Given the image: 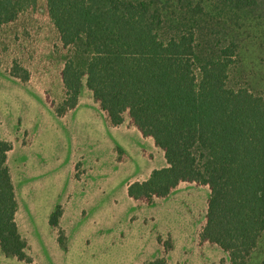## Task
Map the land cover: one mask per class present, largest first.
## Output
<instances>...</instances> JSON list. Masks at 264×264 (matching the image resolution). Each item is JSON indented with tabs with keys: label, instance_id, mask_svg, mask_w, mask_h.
<instances>
[{
	"label": "trees",
	"instance_id": "16d2710c",
	"mask_svg": "<svg viewBox=\"0 0 264 264\" xmlns=\"http://www.w3.org/2000/svg\"><path fill=\"white\" fill-rule=\"evenodd\" d=\"M34 0H0V27ZM264 0H46L63 47L65 99L76 108L85 81L113 127L131 124L161 149L167 168L134 183L128 197L150 203L180 183L209 189L201 241L230 264H249L264 235V98L228 86L237 44L215 29ZM0 141V250L31 263L15 223L17 204ZM59 213L50 219L57 226ZM144 264H167L165 257ZM259 264H264V249Z\"/></svg>",
	"mask_w": 264,
	"mask_h": 264
},
{
	"label": "rangeland",
	"instance_id": "374dc122",
	"mask_svg": "<svg viewBox=\"0 0 264 264\" xmlns=\"http://www.w3.org/2000/svg\"><path fill=\"white\" fill-rule=\"evenodd\" d=\"M215 23L237 44L228 86L264 98V3L247 17ZM73 52L61 44L46 0H34L0 27V134L11 146L8 165L29 188L25 206L64 214L55 237L45 214L39 209L30 214L32 264H140L170 250V264H199L201 255L213 254L229 261L217 246L203 251L196 243L207 186L184 183L170 196L145 204L128 197V187L146 180L159 160L150 142L128 124H108L85 81L77 107L59 115L65 99L62 71ZM194 215L189 224L180 220ZM43 229L46 242L39 235ZM263 249L264 235L249 264H259ZM0 264L27 263L3 256Z\"/></svg>",
	"mask_w": 264,
	"mask_h": 264
},
{
	"label": "crops",
	"instance_id": "0c3cea01",
	"mask_svg": "<svg viewBox=\"0 0 264 264\" xmlns=\"http://www.w3.org/2000/svg\"><path fill=\"white\" fill-rule=\"evenodd\" d=\"M77 107V106H76ZM101 109V108H100ZM101 112H102V114H104V116H105V118L107 119V121H108V124L111 126V127H113L111 124H110V121H109V119H108V117H107V115H106V113L105 112H103L102 110H100ZM70 112V111H69ZM124 123H126V124H128V127L132 130V132H135V131H137L138 133H139V137L140 138H143V140H147L148 142H150V145L152 146V148H153V152H154V155H155V157L159 160V163H158V166H154V167H151L150 169H149V171H150V174H149V176L151 175V173L153 172V171H156V170H161V169H164V168H167V163H166V160H165V157H164V153H163V151L161 150V149H159V148H157L156 146H155V144H154V141L151 139V138H145V137H143L142 136V134L131 124V121H130V119H129V117H128V119H126V117H124V121H123V123L122 124H124ZM121 124V125H122ZM118 127H120V126H118ZM118 127H113V128H118ZM5 135L6 134H2V137H5ZM7 136V135H6ZM0 141H3V142H6V140L5 139H2L1 138V134H0ZM6 143H8V142H6ZM9 144V143H8ZM11 152H12V150H10L8 153H7V161H6V165H7V167H8V170H9V175H10V179H11V182H12V185H13V188H14V193H15V200H16V204H17V211H16V214H15V223H16V226H17V230H18V234H19V236L21 237V239L22 240H24L26 243H27V245H28V242H29V240H30V238L32 237V233H33V231L30 229V226H29V222H28V220H29V218H30V214L31 213H33L34 211H36V209H39V211H41L43 214H45V216H44V218H43V220L47 223V226H48V228H49V232H50V234H51V236H54L55 237V235L56 234H58V231H57V229L60 227V225H61V222H62V220H63V213H62V211H61V209H59V212H60V215H59V217H58V221H57V226L56 227H53V226H51V224H50V219H51V217L53 216V214H51L52 212H51V209L48 207V206H35V205H33V207H32V205L31 206H29V207H27V206H25L24 204H23V202L22 201H24V199H25V197L27 196V194H28V191H29V188L27 187V186H25V185H23V186H21V182H20V178L17 176V175H15V176H13V174H12V172H11V169H10V167H9V165H8V157H9V155L11 154ZM149 176H148V178H149ZM147 178V179H148ZM146 179V180H147ZM146 180H144V181H146ZM144 181H142V182H144ZM181 184H184V183H180L175 189H173L172 190V192L171 193H173L174 191H176V190H179V189H182L180 186H181ZM185 184H188V185H191V184H193V183H185ZM198 190V189H197ZM209 190V189H208ZM204 193H203V197L200 199V205H202L203 203V208H202V210L200 211V216L198 217L199 218V222H198V226H197V234H198V239L196 240V243H197V245L199 246V247H201V249L204 251V250H211L212 249V247L211 246H216V245H213V244H210V243H208V242H203V241H201V233H202V231H203V229H204V227H205V224H206V214H207V207H208V198H209V196H208V198H207V195L209 194V192L208 191H203ZM171 193H170V195H171ZM169 195V196H170ZM168 197V196H167ZM194 197H197L196 196V194L194 195ZM166 198V197H165ZM156 199H163V198H155V199H153L152 200V202L154 201V200H156ZM193 200H196V198H193ZM151 202V203H152ZM141 203H146V202H143V201H141ZM193 207H195L194 205H192ZM195 217H196V215H194L193 217L192 216H184V218H182V217H180V220L181 221H184V224H189V221H191V220H195ZM33 218H34V215H33ZM182 230V229H181ZM39 235L40 236H42V239L46 242V231L43 229V230H41V232L39 233ZM183 236H185V234L183 233L182 234ZM51 239H52V237H51ZM219 248V247H218ZM220 249V248H219ZM221 250V249H220ZM172 250H170L169 252H167L168 254L171 252ZM222 251V250H221ZM0 252H1V250H0ZM223 252V251H222ZM2 253V252H1ZM166 253V252H165ZM165 254V255H162L163 257L165 256V260H166V263L167 264H170V261H169V258H168V254ZM2 256V257H1ZM3 254L2 255H0V258H3ZM197 257L198 256H200V255H196ZM201 256H203L202 258H201V260H200V263L199 264H210V263H212V264H220V261L221 260H224L225 261V264H230V260L229 261H227L226 259H225V257H223V255H201ZM211 256H212V258H213V260L212 259H210L211 258ZM222 257H223V259H222ZM4 258H7V257H5L4 256ZM157 258H161L160 256H156V257H154V258H152V257H150L148 260H142L141 262H140V264H144V263H147V262H150V261H153V260H155V259H157ZM12 259V258H11ZM16 260V259H15ZM32 260V259H31ZM203 261H204V263H203ZM20 262V261H19ZM33 262V261H32ZM32 262L31 263H29V264H32Z\"/></svg>",
	"mask_w": 264,
	"mask_h": 264
}]
</instances>
